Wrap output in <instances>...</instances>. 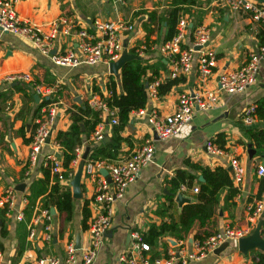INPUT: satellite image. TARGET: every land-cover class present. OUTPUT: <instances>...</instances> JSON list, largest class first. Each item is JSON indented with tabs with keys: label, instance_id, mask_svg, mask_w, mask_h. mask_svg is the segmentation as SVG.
Listing matches in <instances>:
<instances>
[{
	"label": "crops",
	"instance_id": "obj_1",
	"mask_svg": "<svg viewBox=\"0 0 264 264\" xmlns=\"http://www.w3.org/2000/svg\"><path fill=\"white\" fill-rule=\"evenodd\" d=\"M254 1L264 3V0ZM174 5L175 0H19L16 10L22 19L37 24H49L63 15L75 17L80 26L87 28L95 18L130 20L134 29L123 39V43H127L128 53L130 49L134 52V46L144 44L148 31L150 51L145 52L140 60L144 65H153L156 68L157 73L151 79L163 77L164 80L158 97L148 98L144 107H154L159 113L170 114L175 110L181 91L195 90L200 85L196 58L190 72L181 73L173 80L168 77L173 64L152 47L164 41L167 26L159 17ZM177 5L188 9L187 13L180 11L177 21L179 17L184 16L191 27L195 26L193 20L199 19V25L203 24L210 30L208 47L215 51L217 59L211 75L203 82V87L216 93L218 98L211 107L205 110L196 109L190 122L179 134L155 142L153 161L141 169L137 178L127 186L123 197L114 201L112 225L91 264H128L123 262L120 256L128 252L131 243L130 232L138 230L142 234L152 223H158L162 219L158 211L165 208L164 194L170 193L166 180L174 176L179 168L188 170L195 178L191 186L182 185L183 189L176 192L174 207L168 212L176 215L183 207L191 205L198 213L192 217L190 233L185 239L189 249L190 242L198 239L195 235L204 236L227 225L249 227L251 233L259 226L260 237L264 239V211L255 220H251L247 212L249 204L258 199L264 200V183L260 184L264 177L256 174V168L264 166V157L256 154L249 134L251 128L264 129V119H255L250 126L241 120L242 111L264 95V61L259 65L256 82L243 92L231 94L217 89L218 75L240 67L247 61L249 53L260 45L257 33L261 22L253 20L247 12L231 10L226 0H194L193 3L188 1ZM151 12L154 14V21L151 20ZM77 38L75 33L61 37L56 43L57 49L64 51L75 48ZM191 38L192 31L189 29L184 48L192 43ZM13 72L30 73L37 83L52 88L53 93L49 98L58 100L53 138L58 131L68 128L69 108L85 103L89 105L93 94L105 95L111 80H115L117 91L120 90V69L114 74L104 63L80 64L73 68L58 66L26 39L12 33L0 32V78ZM148 75L150 69L146 70L145 78ZM43 101L28 82H3L0 85V198L7 189L11 188L14 192L12 208L0 205V210L6 209L4 221L0 219V264H36V260L41 256L55 257L59 259V264H65L67 242L76 241L79 236L80 243L85 244L88 239L89 222L94 213L91 201L94 182L83 173V167L80 196L74 197L72 193V219L65 221L64 216H60L59 212L51 207V242L39 239L42 233L40 225L36 227L38 238L34 241L28 238L33 214L39 207L38 200L42 197L38 191L43 189L39 180L43 178L41 167L44 166V156L53 150L61 153V148L46 144L36 164L28 170L29 144L35 130L36 117L43 106L38 107ZM92 109L96 111L95 108ZM107 118L109 117L104 112L101 115L104 143L110 140L112 127L115 125L107 122ZM95 127H98V124ZM92 133L93 131L90 137ZM149 133L150 126L145 117L131 111L128 122L120 131L121 136L127 138L121 144V153L117 159L107 161L115 162L129 156ZM90 137L79 145L82 147V155L86 147L90 150L89 143L99 142L91 140ZM211 140L236 155L244 167L243 180L238 186L232 180L229 156L210 154L206 151L205 145ZM187 162L197 163L206 171H211L212 181L217 178L211 192L203 190L206 179L201 170L190 167ZM70 166L73 175L68 177L67 181L59 182L61 186L69 187L72 192L71 180L79 168V162ZM228 179L237 188V193L225 199L229 193ZM194 187H197L198 191L194 192ZM31 192L36 194L37 202L27 218L24 212L29 202L27 195ZM179 192L190 201L178 205L175 197ZM211 201L212 210L208 217L207 204ZM84 206L89 212V217L86 220L87 228L82 229ZM19 214H22L21 219L17 218ZM163 240L165 243L158 241L150 246V249L148 246L142 254L149 260L164 258V255L175 247L176 242L183 239L166 236ZM250 250L264 251L255 247L243 252L238 248L237 242L225 241L213 253L187 264H252ZM135 256L138 257V254ZM75 264H83L80 252H77Z\"/></svg>",
	"mask_w": 264,
	"mask_h": 264
},
{
	"label": "built area",
	"instance_id": "obj_2",
	"mask_svg": "<svg viewBox=\"0 0 264 264\" xmlns=\"http://www.w3.org/2000/svg\"><path fill=\"white\" fill-rule=\"evenodd\" d=\"M19 0H0V32H8L22 37L29 41L42 54L50 57L51 61L58 66L77 67L80 64L110 63L117 61L124 50V37L132 32L134 25L127 19H99L91 21L89 28L80 26L73 16H60L49 24H37L29 20L22 19L16 10ZM228 7L237 12H247L251 18L264 24V3L254 0H226ZM189 24L184 16L179 17L174 35L152 47L156 48L164 57L173 64V69L168 73L170 79H176L181 73H188L193 67L194 59L197 61V70L200 77V85L195 90H185L178 94L175 110L170 114L159 113L154 107L139 108L133 110L136 114L145 117L150 126V133L142 144L132 151L129 156L108 162L102 159H85L83 163V173L94 182V191L91 198L93 215L89 222L88 239L85 244L80 243L76 248L75 241L69 240L65 247V264H75L77 252L81 253L83 264H91L104 242L106 232L112 225V206L116 199L122 198L127 186L139 175L142 168L153 161L155 142L165 140L181 132L183 127L190 122L196 109L205 110L217 101V94L203 87V82L212 73V68L216 65V53L208 47L211 33L207 26L201 24L193 28L192 43L187 47H182L186 40ZM75 33L77 43L75 48L58 50L57 41L61 37ZM198 47V48H196ZM146 45L134 46V54L143 57ZM264 61V45L249 53L247 61L240 67L222 72L217 78V89L226 93L243 92L257 80L260 63ZM163 77H154L146 82L148 98H156L161 90ZM23 81L32 85L34 92L43 99H50L53 90L49 86L37 83L32 75L27 72H13L0 78V85L3 82ZM106 92V93H105ZM105 95L93 94L90 97L89 105L99 112V116L107 113V122L117 124L119 122L116 108L109 106L106 97L110 91L107 89ZM57 101L53 100L44 105L39 116L35 120V130L32 135L28 157V170L33 167L41 154L43 146L51 144L54 148L60 149V143L52 137L53 125L57 116ZM255 105H248L241 113V120L245 125H252L255 121L253 115ZM103 120L95 127L90 139L101 141L104 138ZM205 149L210 154L228 155L230 173L233 182L238 186L243 180L244 167L238 157L229 153L226 148L216 142L208 141ZM74 158L71 164H77L81 160L82 147L75 146ZM44 166H48L51 174L55 175L58 181H67L65 176L66 168L62 164L59 152H52L44 156ZM27 170V172H28ZM107 170V175L103 173ZM256 174L264 177V166L256 168ZM110 178V180L108 179ZM69 182V181H68ZM184 186H181L183 189ZM193 191H198L197 187ZM14 204V192L7 189L0 198V205L12 208ZM264 211V200L258 199L247 206V212L251 220L257 219ZM22 214L17 216L21 219ZM53 214L49 208L37 207L29 226L28 238L34 241L38 238L36 227L41 226L42 233L39 239L47 243L51 242ZM251 233L249 227L225 226L213 232L203 239H194L191 249L188 248L186 240L176 242L175 247L168 257L154 258L149 260L142 254L148 249L147 243L143 240L142 234L138 230L130 232L131 243L128 252L122 254L120 259L128 264H187L189 261L198 260L213 253L220 244L225 241H235ZM138 254V257L135 256ZM36 264H59V259L55 257L41 256L36 260Z\"/></svg>",
	"mask_w": 264,
	"mask_h": 264
},
{
	"label": "trees",
	"instance_id": "obj_3",
	"mask_svg": "<svg viewBox=\"0 0 264 264\" xmlns=\"http://www.w3.org/2000/svg\"><path fill=\"white\" fill-rule=\"evenodd\" d=\"M193 3L194 0H175L174 7H171L164 11L159 17L160 20L166 22L167 32L164 36V41L170 39L175 33V25L177 22V17L180 11L188 12V9L183 6H178L177 4H185L186 2ZM153 12H151V20L154 21ZM195 26L189 27L190 32L193 31V28L200 24L199 19L193 20ZM152 28L149 29L151 32ZM257 37L260 45H264V24L259 23ZM163 41V42H164ZM192 42V38H191ZM146 45V52H149L151 43L148 36L144 41ZM182 47H184L182 45ZM130 54H133V49L129 50ZM150 69V75L146 78V70ZM120 90L117 91V86L115 80H111L107 88L110 91L108 97H106L107 103L109 106L117 109V116L119 122L112 127V135L110 140L104 143L102 140L96 143H89L90 146L89 155L87 158L90 159H106L112 161L117 159L121 153V144L127 140L126 137L121 136L120 131L124 128L126 123L129 120L130 112L139 108H142L146 105L148 100L147 91H146V82H148L153 75L157 73L156 68L153 65L143 64L140 59L132 58L127 60L120 68ZM146 80V82H145ZM175 80V79H173ZM160 93V92H159ZM44 101L40 104L38 108L48 104L53 101L50 99H43ZM254 117L257 120L264 119V95L258 98L255 101ZM70 124L66 130H60L56 133L55 139L61 145L60 157L62 160L63 166L66 168L65 172L66 177H71L73 175L72 169L70 166L71 160L74 158V148L75 146L81 145L84 140H88L92 131H94L95 126L101 121L99 112L93 110L88 104L74 105L68 109ZM249 134L251 136V142L255 146L256 154L264 157V129L263 128H251L249 129ZM255 155V153H254ZM187 164L194 168L201 170L203 176L206 179V182L203 184V190L211 192L214 188V184L217 181V178L212 179V172L206 171L205 168L201 167L197 163L187 162ZM43 172V178L39 180L40 185H42L41 193L42 197L38 200L39 208H51L54 207L60 214L64 216L65 221H70L72 219V213L74 209L72 192L69 187H64L60 185L57 177L51 174V171L48 166L41 167ZM226 171V170H225ZM208 172V173H207ZM210 173V174H209ZM227 173V172H226ZM195 176L186 169H176L174 176L168 178L166 183L169 185L168 190L170 193L164 194L166 198L165 208L158 211V214L162 216V219L158 223H152L149 228L142 232L143 240L148 244L149 249L154 243L162 241L163 237L172 236L176 239L185 240L190 233L191 229V220L192 217L198 215L196 211L193 210V207L185 206L182 210L173 215L172 212H168L171 208L174 207V195L178 190L181 189L182 185L191 186L192 181ZM52 181V182H51ZM228 195L225 199L235 195L237 193V188L233 186L231 180L228 179ZM264 183V178L261 179L260 184ZM262 186V185H261ZM34 192V191H33ZM31 192L27 197L29 199L28 205L25 209L24 216L27 218L30 217L35 204L36 194ZM260 193V189L258 194ZM217 199V198H216ZM215 199V200H216ZM36 200V201H35ZM212 201L207 204V216L210 217L212 210ZM6 209L0 210V219L3 222V215ZM83 220H82V229L87 228L86 220L89 217V212L86 206L83 207ZM166 216L165 218L163 216ZM264 221V220H263ZM264 226V222H263ZM211 233L195 235L198 239H203ZM165 243V242H164ZM252 264H264V251L262 250H250ZM165 257L169 256V252L164 255Z\"/></svg>",
	"mask_w": 264,
	"mask_h": 264
},
{
	"label": "water",
	"instance_id": "obj_4",
	"mask_svg": "<svg viewBox=\"0 0 264 264\" xmlns=\"http://www.w3.org/2000/svg\"><path fill=\"white\" fill-rule=\"evenodd\" d=\"M126 47H127V43L124 42V50L122 52V55L119 57V59L117 61H114V62L109 64V71L111 73L116 74L118 72V70L121 68V66L127 60L132 59V58H136V59L141 58L137 55L128 53ZM196 48H198V47H196ZM104 140H105V137L102 139V141H104ZM88 151H89V147H86L84 152H83L82 158L79 161V168L71 180L72 193H73L74 197L80 196L81 169L83 167L84 160L86 159V157L88 155ZM103 173L105 175H107V170H103ZM108 179L110 180L109 177H108ZM175 200L178 203V205H182L183 202H189L190 201V199L185 197L182 192L177 193ZM237 244H238V248L243 252H246L247 250L255 248V247L260 248V249H264V239L260 237L259 226L255 230H253V232L251 234L240 238L238 240ZM75 245H76V248H79V246H80L79 236L77 237V239L75 241Z\"/></svg>",
	"mask_w": 264,
	"mask_h": 264
},
{
	"label": "rangeland",
	"instance_id": "obj_5",
	"mask_svg": "<svg viewBox=\"0 0 264 264\" xmlns=\"http://www.w3.org/2000/svg\"><path fill=\"white\" fill-rule=\"evenodd\" d=\"M223 243H225V242H223Z\"/></svg>",
	"mask_w": 264,
	"mask_h": 264
}]
</instances>
